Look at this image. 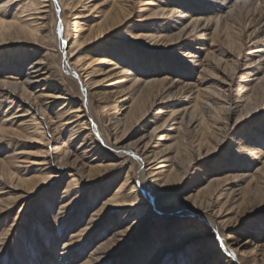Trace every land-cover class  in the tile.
<instances>
[{"label":"rangeland","instance_id":"1","mask_svg":"<svg viewBox=\"0 0 264 264\" xmlns=\"http://www.w3.org/2000/svg\"><path fill=\"white\" fill-rule=\"evenodd\" d=\"M4 1L0 0V5ZM101 1L103 0H87L84 8L81 6L82 8L78 7L77 11L72 12L65 0H56L57 8L56 6L53 8L47 20L49 29L47 35L34 45L35 50L24 47V43L0 44V83L24 82L27 67L31 62L45 56L56 82L66 90L69 99L74 101L73 105H78L83 98L77 76L79 72L75 71L77 74H72L64 69L62 63L64 56H68L72 64V57L69 56L71 52L73 55L90 57L97 53V48L105 50L112 63L102 65L101 69L105 67V70L95 72L89 80L91 85L88 95L91 100L89 123L90 126L95 124L99 131L94 136L96 139L97 135L109 138L108 129L101 120L102 114L97 109L98 95L108 97L102 105H109V101L113 98L118 100L116 110H109L114 114L113 121L116 116L123 117L128 110L126 106L140 91L139 88L143 82L162 77L153 72L160 59L170 61L169 65L174 64L180 69L190 70L191 81H196L199 76V79L203 80L201 86L203 92L199 98L204 100L197 104V98H194L196 90L193 89L171 96V92L179 90L178 87L187 82L179 80L178 84L170 89L169 95L158 99L150 108L146 115L148 123L143 127L135 128V126L124 130L125 126L131 125L132 122L125 121L123 118L121 133H126L125 143L128 144L126 149H123L124 153L117 154L111 149H104L115 155V168L108 174H103L102 178L95 173L90 182L83 177L77 188L81 194L80 198L75 204L69 205L67 210H59L60 202L63 200L60 197L70 173L65 167L56 166L55 173L58 176L55 183L50 186L38 185L35 190H25L20 195L17 193L18 190L10 187L7 180L1 181L0 199L4 200L3 203L14 196H17V199L0 211V264H45V256L50 252L54 253L55 261L65 259L64 264H123L125 259L127 260V255H132L129 252L135 245H137V251L134 253L133 250L132 257L140 258L146 252L149 240L154 234H161L164 230L174 228V225L178 226L175 222L186 223L187 219L193 221L195 217L192 211L196 208L191 207L190 202H185L183 196L176 192L177 184H163L161 190L166 193L154 192L153 201L156 207L148 205L140 212V205H136L137 209L131 207L132 212L128 211L126 217V211L122 209L118 210L106 204L102 206L107 196L114 193L116 186L123 181L125 172L129 170H132L131 175L134 172L130 181L135 183L136 192L127 198V201L134 203L143 201V195L138 188L137 151L131 147L139 139L143 142L151 139L150 152L169 151L170 156L180 154L182 157L185 156L186 160L194 158L182 175L184 181L181 186L185 188L184 195L195 194L204 188L210 179H218L211 183L210 188L202 192L206 196L211 192L219 194L214 210L216 211L219 207L226 210L223 213V219L229 222L230 236L235 240L239 239L240 243L239 248L231 246V251L226 253L224 246L217 243L216 230H209L207 234L202 229L205 231L203 234L201 229L194 225L190 226L188 222L183 230L179 227V232H174L173 237L165 244L171 248L167 251L163 250L154 264H195L196 261L198 264H228L230 262V264H264V45L257 42L263 31L252 33L253 27L241 23L240 32L237 34L240 40L231 45L223 40L218 29L212 36L215 20L208 22L206 18L214 15V9L211 8L213 12L200 11L207 10L214 4L215 7L216 1L219 0H144L148 2L145 5L148 10L144 15L154 10L159 11L166 6L168 9L174 7L176 11H181L172 13L168 16L169 18L156 15L147 19L139 17L142 13L137 12L138 0H132L136 6L134 5L135 10L127 21L114 30L108 31L99 41L97 39L93 41L97 38V31H95L92 40L79 47L71 45L69 48L73 35L67 21L74 18L72 13L82 11L83 14H87L94 4L98 7ZM221 1L224 2L223 6L227 12L226 7L230 6L231 0ZM32 2L41 10L45 6L41 0H32ZM188 9H190L189 13ZM230 11L233 12L232 9ZM6 12L4 19L12 21L15 8L9 7ZM195 17L201 20L194 31L188 33L193 28L192 19ZM76 20L82 21L84 27L93 23L90 17ZM232 24L240 28L238 25L240 23L237 21H233ZM185 25L187 27L180 35L182 38L176 40L177 27ZM255 27L258 29V26ZM201 33L205 35L202 36ZM135 35L143 36L134 37ZM155 36L160 38L169 36L172 43L171 45L166 43L167 39L156 41ZM57 39L66 44L63 49L64 56L58 52ZM189 50L193 51L191 54H194L195 58L203 60L200 65L191 66L188 58L184 57ZM221 52L231 56L223 57ZM220 56L223 58L221 64H215V60ZM142 58L149 62L148 73L144 72L147 66L142 65L144 63ZM224 67L227 69L226 72L223 71ZM228 69H231L229 73ZM104 72L110 73V76L105 77L107 74L103 75ZM135 79L137 82H134ZM46 83V81L33 82L28 89L35 93ZM219 87L224 90L226 98H220L215 94L217 99L208 100L207 95L211 94V90L219 91ZM14 94L13 90L0 86V160L9 162L16 151H22L31 160L41 158L42 155L37 152L38 143L12 135H10L12 138H8L9 135L5 134L6 130L19 129L18 124L22 118L20 116L22 106L17 108L16 103L10 102L12 98L9 96ZM49 100L47 102H50L51 107L47 112L50 116H54L53 113L61 106V101ZM214 105H218L221 109L225 106L226 111L229 106L233 109L225 124L227 130L223 128L224 115H221L220 119H215V123H213L215 112L208 115L214 109ZM109 108H112V105ZM122 112L123 115H121ZM192 112L198 117L207 118L215 132V134L208 132L204 134L207 141L203 139L205 145H202L200 150L193 135L197 130V123L189 125L188 133L183 132V126L180 124L181 118L183 117V123H185ZM170 115L171 118H169ZM36 118L43 120L41 116ZM237 118L239 119L234 124ZM206 126L208 127L202 121V128ZM45 130L48 131L47 127ZM62 133V139L69 134L68 131ZM56 140L54 139L53 142L50 140L49 147H54L55 142L60 141V139ZM78 142L76 138L69 147L75 149ZM76 153L80 154V150H76ZM22 161L15 164L19 168L11 167L16 179L31 177L37 167L36 164L22 163ZM226 165H240L241 168L227 169ZM260 179L263 180V184L255 187L256 180ZM153 187L156 189L155 184ZM244 191L248 193L245 202H242L239 194ZM70 193V198H73L74 192ZM101 206V213L97 216V209ZM182 208L186 212L182 211ZM109 217L114 218V225L108 223ZM124 218L127 221L124 222ZM74 219H78L79 222L72 227L71 223ZM196 220L200 222L199 217ZM116 221L121 223L116 226ZM206 221V219L201 220L203 226L209 229ZM165 245L158 246L145 262H140L139 259V264H148ZM98 246L101 248L97 252ZM209 247L212 248L210 253H208ZM143 248L144 250L141 251ZM195 254H198L199 259H196ZM56 264L62 263L60 261Z\"/></svg>","mask_w":264,"mask_h":264},{"label":"bare ground","instance_id":"2","mask_svg":"<svg viewBox=\"0 0 264 264\" xmlns=\"http://www.w3.org/2000/svg\"><path fill=\"white\" fill-rule=\"evenodd\" d=\"M41 1L45 3V6H43L42 10L38 7H35V4L32 2V0H5L3 3H1L0 44L6 42L24 43V47H28L30 49L35 50L34 45L37 42L42 41V39L46 37L47 32L49 30L47 20L49 19L50 14L53 12V8H55V6L57 8L56 0ZM65 2L73 12L77 11L78 7L82 8L81 6H83L84 8L87 0H65ZM137 2V12L142 13L141 15H139V17L143 19H147L149 17L153 18L156 15L166 16L167 18H169L168 16L172 13L181 12L176 11L174 7H169L168 9V7L166 6L165 8H161L159 11L154 10L153 12L144 15L145 13H147L148 10L145 7L148 2L144 0H138ZM229 3L230 6L226 7L228 9L227 12H225V8L223 6L224 2L221 0H219L218 2L216 1L215 7L214 4L211 5L210 8H207V10H200L202 12H213L214 9V15L211 18H206L208 22H210L211 20H215V28L212 33V36L215 34L216 29H218V33L222 36L223 40H225L229 44L238 42L240 39H238L237 34H239L240 32L241 23H246V26L253 27L252 33H255L259 30L263 31L262 35L258 37L257 42L262 43L264 45V0H231V2ZM98 5L99 6L97 7V4H94L92 10L87 14H83L82 11H78L79 13H72V16H74V18L67 21V23L70 25V29L72 32L71 34L73 35V41L70 43L69 48L71 45H76V47H79L83 43H87L88 41L92 40L94 38L93 34L95 31H97V38H94L93 41H95L96 39L97 41L101 40L105 37L108 31L114 30L116 27H119L123 22L127 21V19L135 10V3H132V0H103ZM12 6L13 8H15L13 20L6 21L4 19L5 15L7 14L6 11L9 7ZM100 6H103V8H100ZM211 8L213 9L211 10ZM230 9H232L233 12H231ZM188 10L187 11L189 13L190 9ZM93 12L95 13L92 15L91 13ZM82 17H90L91 20H93V23L88 24L86 25V27H84V25L81 23L82 21L76 20L77 18L79 19ZM192 20L193 28L188 33H192L194 31L195 27L201 19L195 17ZM233 21H237L238 23H240L238 24L240 28H238V26H234L232 24ZM255 26H258V29ZM186 27L187 25H185L184 27H177L178 32L176 40L182 38L180 35ZM201 35L203 36L205 35V33H201ZM142 36L143 35H135L134 37ZM144 37H146V35H144ZM169 38V36H165L164 38L155 36L156 41H163L164 39H167L166 43L170 44L172 43V40H169ZM56 42L59 48L58 52L63 55V49L66 45L65 42L59 41L58 39L56 40ZM108 44L111 45L112 43ZM97 47L99 46L97 45ZM191 49L192 48H190V50ZM190 50L185 53L184 57L188 58V62L191 64V66L200 65L203 60L195 58L194 54H191L193 51ZM220 54L223 57L227 56V58L231 56V54L225 55L224 52H221ZM72 55L73 54L71 52L69 56L72 57V64L70 63V59L68 58V56L64 55V59L62 58V63L64 65V69L69 73L77 74L76 72H79L80 76H77L80 81L83 98L78 105H73L74 101L69 99L66 90L62 87L61 84L56 82L57 80L49 69L47 57L45 56L35 59L31 62V64L27 67V76L24 82H20V84L12 81H4L3 83H0V86L9 88L15 92L14 96H9L10 98H12L10 102L16 103L17 108L22 106V113L20 115L22 118L20 123L18 124L19 129L16 128L15 130H6L5 134L9 135L8 138H12L10 136L12 135L23 140L27 139L32 143H38L37 152L42 155L40 156L41 158L31 160L29 159L30 157L25 156L22 151H16V153L14 152L12 154V160L10 159L9 162H3L0 160V182H4L7 180L10 183V187L13 190H18L17 193L20 195L25 190H35L38 185L50 186L51 184L55 183L56 176H58V174L55 173L56 166H58L59 168L65 167L67 168V171H70V173L68 175L69 180L67 181L65 189L62 192V196L60 197L63 200L60 202L61 206L59 210H67L69 205L75 204L80 198L81 194L79 190H77V188L80 186V183L82 181L81 179L83 177H86V180H89L90 182L91 177L94 176L95 173H97V176H100L102 178L103 174H108L115 168V155L110 154L104 149H111L114 153L117 154L124 153L123 149H126L125 147H127L126 145L128 144L125 143L127 137L126 133H121L123 126V118L125 121L132 122L131 125H126L124 130L133 128L135 126V128L143 127L145 124L148 123V121H146V115L150 108L155 104L158 99L169 95L170 89L175 87L178 84L179 80H186L187 82L180 85L178 87L179 90L176 89V91H178L177 93L176 91L171 92V96H174L176 94H182L183 91L193 89L196 90V95L194 98H197V104H200L204 100L202 98H199L202 95L201 93L203 92L201 88L203 80H200L199 76L196 81H191L190 70L185 68L180 69L179 67L174 66V64L169 65L170 61L160 59L158 62V66L153 70V72L158 73L157 75H161L162 77L146 80L145 82H143V85L139 88L140 91L137 93L132 102L126 106L128 110L123 117L116 116L115 121H113L114 114L110 113L109 110H116L118 100L113 98L111 101H109V105H102V102H104L105 99L108 97L101 94L98 95L97 99L99 101L97 102V109L102 114L101 120L104 126L108 129L107 133L109 138L107 139L105 137H99L97 135L96 139L94 136L96 135V133H99V131L96 128L95 124L90 126L89 123V120L91 119V100L88 97L90 93L89 89H91L89 80L91 79L92 75H95V72L105 70V67H102L101 69L102 65L111 64L112 62L107 52H105V50H99L98 48L97 53L90 57H87V55L79 56V54L78 56ZM222 56L215 60V64H221L223 59ZM142 62H144L142 63L143 66H145V64L147 66L144 72L148 73L149 70H147V68L149 62L145 58H142ZM230 70L231 69H228V73L230 72ZM223 71L226 72L227 69L224 67ZM103 75L107 77L110 76V73L104 72ZM189 80L191 82H189ZM42 81H46L47 83L41 89L35 91V93L31 92L28 89V86H30L31 83H39ZM134 82H137V79H135ZM223 92L224 90H222V87H219V91L211 90V94L208 92L210 95H207V99H217V97H215V94L216 96L218 95V97L220 98H226ZM49 99H51V101H61V106L53 113L54 116H50L47 112V110L51 107L50 102H47V100ZM111 105L112 108H109ZM222 107L223 108L221 109L218 105H214V109H212L208 113V115L215 112L213 123H215V119H220L221 115H224L223 128L224 130H227V126H225V124L226 122H228L229 115L232 114L233 109H231V106H229L227 107L226 111L225 106ZM215 109L216 111H214ZM121 115H123V112L121 113ZM37 116H41L43 120L41 121L37 119ZM171 117L172 116L170 115L169 118ZM238 119L239 118L235 120L234 124H236ZM202 121H204V123L208 125L210 131L207 126L202 128ZM165 122L166 121H164V123ZM194 123H197V130L194 132L193 135L196 138V141L198 142L197 146L200 150L202 145H205L203 139L207 141V139L204 138V134H206L207 132L209 134H215V132L209 125L207 118L198 117L197 114L193 112L190 114L189 119L185 123H183V117L180 120V124L183 126L182 130L184 133H188L189 125H193ZM46 127L48 131L45 130ZM65 131H68L69 134L67 137L62 139V132ZM76 138H78L79 144L75 149H71L69 145L72 144ZM54 139H57L56 141L60 139V141L55 142L54 147L51 148L49 147V142L50 140L53 142ZM110 140L112 141V143ZM150 140L151 139H149V141ZM149 141L143 142L139 139L138 142H135L131 146L134 147L138 152H136L138 164V188L140 189V192L143 195V201L139 200L137 203H134L133 201H127V198H129L136 192L135 183H133V181H130L134 175V172L131 175L130 171L132 170H129L125 172L123 181L116 186L115 191L112 195L107 196L102 206L106 204L112 206L113 208H117L118 210L122 209L126 211V217L128 215V211L132 212L131 207H135V209H137L136 205H140V212L143 209L147 208L148 205L156 207V203H154L153 201V196L155 195L154 192H158L161 194L166 193L161 190L163 184H177L176 187L178 188L176 192L179 195L183 196L185 202L189 201L191 207L196 208V210L194 209V211H192V213L194 214L193 217H195L194 220L191 221V219H187L188 221L186 223L189 222L191 224L190 226L194 225L196 226V228H199L201 230L204 229L206 233L209 230H216L218 232L217 243L224 246V251L226 253H229L231 251V246L239 248V239L235 240L230 236L229 232L231 231V227L228 224L229 222L223 219V213L226 210L223 207L217 208L216 211L214 210L216 204L218 203L219 194L217 192H211L206 196L204 192H202L203 190L210 188L211 183L217 181L218 179H210L209 183L204 188L195 192V194L193 193L184 195L185 188L181 186L182 181H184L182 175L185 172V169L189 165H191V162L194 158L191 157L190 159L186 160L185 156L182 157V155L180 154L170 156L169 151L165 153L150 152ZM179 146H181V143H179ZM76 150H80V154H77ZM20 158L26 160L22 161ZM21 161L22 163L30 162V164H36L37 167L31 177H18L16 179V177L14 176L15 173L11 167L19 168V166L15 164ZM225 167H227V169L233 170L241 168L240 165H226ZM154 184L156 186V189L153 187ZM262 184L263 180H256L255 187H259L258 185ZM54 192H56L55 189ZM70 192H74L73 194L75 196L73 198H70ZM247 193L248 191L240 192L239 195L242 202H245ZM16 197L17 196H14L13 198L11 197L10 199L6 200L5 203H3L4 200L0 199V211H2L5 207L10 206V204L17 199ZM213 200L214 202H212ZM102 206L97 209V216L101 213ZM134 211L137 212L138 210ZM182 211L186 212L184 208H182ZM197 217L200 218V222L196 220ZM109 218L110 220L108 221V223L113 224L114 218ZM202 219L207 220L205 223H208L207 226L209 227V229L203 226L201 222ZM125 221H127V219H125L124 222ZM78 222V219H74L71 223V226L73 227L77 225ZM120 223L121 222L116 221L115 225L117 226ZM186 223L182 221L175 222V224H178V226L174 225V228L164 230L161 234H154L149 240V246L146 247V252L143 253L140 258L138 256L136 258L132 257L134 256L133 250L134 253L135 251H137V245H135L133 249L129 252L132 255H127V260L125 259V263L139 264V259L140 262H145L146 259L151 256V253L158 246H160L161 244L165 245L173 237L172 235L175 231L179 232V227L181 228V230H183V228L187 226ZM205 231L202 230L201 232L204 234ZM100 248L101 246L97 247V252ZM144 248L141 251H143ZM169 248L171 247L167 245L163 246V248H160L159 252L148 262V264H154L157 261L160 253L163 250L167 251ZM62 249H64V247ZM211 250L212 248L209 247L208 253H210ZM53 254L54 253L50 252L45 256V264H56V262L60 261L62 264H64L65 259L61 258L55 261ZM195 256L196 259H199L198 254H195ZM232 257L235 259L234 256ZM235 260L237 261V259ZM196 262L195 264H198Z\"/></svg>","mask_w":264,"mask_h":264}]
</instances>
